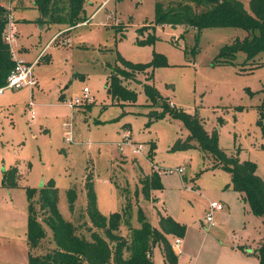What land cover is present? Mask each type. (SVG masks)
<instances>
[{
    "label": "rangeland",
    "instance_id": "obj_1",
    "mask_svg": "<svg viewBox=\"0 0 264 264\" xmlns=\"http://www.w3.org/2000/svg\"><path fill=\"white\" fill-rule=\"evenodd\" d=\"M18 1L0 4L7 17L12 15L14 57L33 64L37 85L0 94V264H28L29 204L41 221L39 190L49 183L56 188V208L63 220L92 225L85 215L88 175L102 215L109 219L127 208L120 235L128 237L130 229L140 226V210L155 227L158 211L184 224L191 250L181 252L177 264H231L227 257L233 260L232 253L242 252L232 249L236 242L252 251L263 226L229 187V174L212 168L211 159L196 147L172 149L176 138L188 136L178 119L166 116L147 124L146 115L160 111L149 106L143 90L147 73L123 79L135 91V101L117 100L105 82L110 69L120 66L118 53L134 64L160 54L166 65L156 67L149 82L169 104L197 114L208 132L220 125L219 147L254 162L264 179V138L257 123L258 106L264 101V51L251 61L239 52L233 64H219L220 48L246 32L237 27L197 32L179 25L151 26L156 0H85L86 20L74 26L42 22L32 0H22V5ZM240 1L248 8L249 0ZM138 39L149 41L139 44ZM84 87L89 100L71 109L68 103L83 97ZM125 135L133 144H142L144 153H132L129 145L120 151L118 143ZM11 166L17 169L16 185L7 188L3 170ZM152 172L159 174L162 189L146 198L141 180ZM27 188L33 191L32 199ZM210 201L225 208L213 213L214 226L206 228L202 222ZM44 227L46 236L31 249L33 255L54 248L52 232ZM77 233L89 237L85 228ZM150 254L153 264H165L158 244ZM249 259L256 260L251 255ZM238 261L236 255L232 264Z\"/></svg>",
    "mask_w": 264,
    "mask_h": 264
},
{
    "label": "trees",
    "instance_id": "obj_2",
    "mask_svg": "<svg viewBox=\"0 0 264 264\" xmlns=\"http://www.w3.org/2000/svg\"><path fill=\"white\" fill-rule=\"evenodd\" d=\"M18 3L22 5L23 1L19 0ZM32 5L39 11V20L42 22L74 26L86 20L85 0H32ZM7 23L6 8L0 4V86L4 85L7 75L15 64L10 46L4 40ZM164 24L194 28L197 32L212 27H237L244 30L246 35L243 38L237 37L220 48L216 59L219 64H233L239 52L245 54V61H251L264 51V0H249L248 8L240 0H156L155 17L151 26ZM147 41L149 39H138L139 44ZM117 61L120 66L116 64L110 69L105 82L107 92L117 100L135 101V91L123 79L129 81L134 79L137 73H147V82L142 84L143 90L150 101L149 106L160 109V111L152 109L146 115L147 124L166 116L181 121L188 131V136L184 139L176 138L172 149L196 147L208 156L212 168H221L229 174V187L239 194L242 201L248 204L250 212L261 218L264 224V179L257 174L256 164L249 160H240L238 156L220 148L218 145L220 125L208 132L197 114L170 106L169 99L162 96L149 82L153 70L166 65L164 58L155 53L150 62L134 64L118 53ZM257 123L264 138V101L258 106ZM154 148L155 144L151 141L150 157L154 153ZM16 175L17 169L14 166L3 170V185L13 188L16 185ZM90 178L88 175L85 182L87 198L85 215L92 225H87V222L73 224L63 220L56 208L57 196L54 184L49 183L40 187L38 205L43 215L41 221L37 219L32 203L29 204L28 264H106L109 261L113 264H153L150 251L156 244L161 248L165 264H177L178 255L174 252L169 237L183 238L186 233L184 224L171 215L158 211V226L155 227L140 210V226L130 229L128 237L122 236L117 231L126 216L127 208L123 212L111 213L109 219L102 215L97 208L96 195ZM161 189L162 183L158 173L152 172L142 178L141 190L146 198H150L152 190ZM32 193L33 191L27 188L29 199H32ZM67 193L69 208L73 212V189H69ZM44 226L52 232L54 248L43 254L33 255L31 249L38 247L46 236ZM84 228L89 233V237L77 233V230ZM253 254L258 258L259 264H264V238Z\"/></svg>",
    "mask_w": 264,
    "mask_h": 264
},
{
    "label": "built area",
    "instance_id": "obj_3",
    "mask_svg": "<svg viewBox=\"0 0 264 264\" xmlns=\"http://www.w3.org/2000/svg\"><path fill=\"white\" fill-rule=\"evenodd\" d=\"M12 20V15L10 14L8 16V23L6 25L5 34H4V40L10 45V50L12 57L15 60V64L9 74L6 77V81L4 85L0 86V94L6 90V89H19L23 87H29L30 89L33 88V86L37 85V80L33 75V64L27 63L22 60H18L13 56V46H14V36L11 33L9 23ZM88 95V89L86 87L83 88V97H78L72 100L68 103V106L72 109L75 105L82 104L83 101L89 100ZM173 106V104H170ZM34 114L31 111L30 117L33 118ZM67 136L68 134H64ZM68 137V136H67ZM129 145L131 147V152L134 154H143L144 153V146L142 144H133L129 141L128 136H124V139L118 143V146L120 148V151H123V146ZM178 172H182L181 168H178ZM223 204L217 201H210L208 204V207L206 209L204 222L206 223L207 227H210L214 224L213 220V213L216 211H220L223 209ZM179 238H175L173 244L178 245L180 243Z\"/></svg>",
    "mask_w": 264,
    "mask_h": 264
},
{
    "label": "crops",
    "instance_id": "obj_4",
    "mask_svg": "<svg viewBox=\"0 0 264 264\" xmlns=\"http://www.w3.org/2000/svg\"><path fill=\"white\" fill-rule=\"evenodd\" d=\"M101 5L102 4H100L99 6H98V8L97 9H94V11L90 14V16L89 17H91V16H93L94 14H95V12L101 7ZM55 36V35H54ZM53 39V38H52ZM13 56H14V52H13ZM16 58V57H15ZM27 88H29V87H27ZM30 90H32V89H30ZM230 177V176H229ZM239 197V196H238ZM243 202V201H242ZM244 204V203H243ZM224 206V205H223ZM225 208V206L223 207V209ZM222 209V210H223ZM222 210H220V211H222ZM216 212H219V211H216ZM254 217H256V219H258L257 221H259L261 224H262V226H263V232L261 231V233L259 234V237L257 238V241H256V243L255 244H253V247H250V248H253V250L252 251H248L247 249H244L243 247H240L239 246V242H236V246H233V245H231L232 246V249H236V248H240L241 250H242V252H234V253H236V254H234V253H232V255H233V260L232 259H230V258H228L227 257V262H229V263H235L234 262V260H235V258H236V255H237V257H238V259H239V264H259V260H258V258L253 254V252H255L259 247H260V243H261V241L263 240V238H264V224H263V222H262V220H261V218H259V217H257V216H254ZM204 221V220H203ZM202 224H204V226L205 227H207V225H206V223L205 222H202ZM212 226H214V224L212 225ZM212 226H210V227H212ZM186 236V235H185ZM169 240H170V242H171V244H172V248H173V250H174V252L179 256L180 254H181V252H183V251H190L191 250V244H190V240H188V238H181L180 240V243L176 246V245H174L173 244V242H174V238L173 237H169ZM232 244V243H231ZM251 246V245H250ZM250 255L252 256V257H255V259L256 260H250L249 259V257H250Z\"/></svg>",
    "mask_w": 264,
    "mask_h": 264
}]
</instances>
